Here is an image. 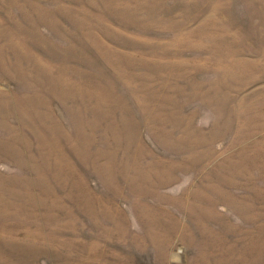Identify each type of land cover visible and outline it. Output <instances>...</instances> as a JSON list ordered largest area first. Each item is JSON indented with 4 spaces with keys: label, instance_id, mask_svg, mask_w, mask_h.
<instances>
[{
    "label": "rangeland",
    "instance_id": "1",
    "mask_svg": "<svg viewBox=\"0 0 264 264\" xmlns=\"http://www.w3.org/2000/svg\"><path fill=\"white\" fill-rule=\"evenodd\" d=\"M0 264H264V0H0Z\"/></svg>",
    "mask_w": 264,
    "mask_h": 264
}]
</instances>
